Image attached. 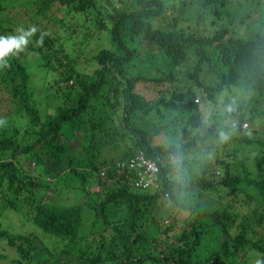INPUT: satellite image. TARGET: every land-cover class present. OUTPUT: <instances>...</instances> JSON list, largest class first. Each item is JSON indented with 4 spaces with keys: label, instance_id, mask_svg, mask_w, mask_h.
Instances as JSON below:
<instances>
[{
    "label": "trees",
    "instance_id": "obj_1",
    "mask_svg": "<svg viewBox=\"0 0 264 264\" xmlns=\"http://www.w3.org/2000/svg\"><path fill=\"white\" fill-rule=\"evenodd\" d=\"M22 1L23 4L18 0H0V15L16 12L12 19L17 17L27 29L29 22L40 26V20L61 24L63 15L66 17L69 12L95 13L99 30L107 29V25L111 27L110 48L87 57L86 51L80 50L81 44H75L69 50L64 49L65 55L60 51L64 58H57V62H51L57 53L50 56L44 50L53 43L45 34L36 29L30 37L36 45L28 43V50L41 58V67L52 72L65 67L63 78L59 77L56 84L74 83L67 87L69 96L62 94L64 104L54 114L42 115L34 106L30 77L20 59L10 56L7 66L0 67L5 78L0 82L8 79L5 88L0 89L10 94L13 105L7 113L0 106V203L7 212L20 211L9 197L29 199L30 206L23 215H29L28 221L44 234L63 242L58 251L46 250L45 256L37 254L33 246L35 235L11 234L0 214V242L5 241L19 255L16 263L236 264L234 260L239 257L242 262L239 264H249L245 259L248 254H255L262 255L258 264H264V139L237 140L239 149H259L254 160L259 173L256 180L232 176L229 164L219 163L225 175L221 187L240 192L247 184L246 199L238 203L240 207L251 203L253 209L242 231L236 228L229 232L239 219L231 204L206 211L205 205L196 201L201 193L191 197L194 201L191 206L178 201V196L187 195L194 187L207 192L216 188V184L202 177L183 185L175 178L176 164L166 165L170 156L177 158L193 146L216 137L214 129L206 127L202 108L218 104L217 97L221 94L229 95L219 102L221 108L227 109L226 117L230 119L225 129L242 134L253 131L256 124L262 123L264 127V111L249 107L245 100L249 97L257 104L258 99H264V34L225 39L228 31L223 20L231 18V9L229 12L221 8L232 0H177L178 5L174 3L177 16L174 13L171 26L163 29L153 24L156 18L163 19L166 11V3L160 0H132L135 6L130 0L132 6L124 0L118 3L110 0L119 4L120 11L115 10L106 22L96 0H35L28 4L32 5L30 10L25 0ZM207 14L214 16L210 25H219L216 30L202 25ZM184 24L187 27L180 29L179 25ZM92 35L89 32L86 37ZM144 51L152 55L144 56ZM83 55L89 65L95 66L87 75L76 70V63ZM191 56L192 71L185 72V79L180 82L177 71L187 65ZM155 59L157 62L153 63ZM52 63L58 66H51ZM207 63L214 69H209ZM206 71L213 73L214 81L203 80ZM237 92L240 98L228 105L226 102ZM8 113L21 115V120L31 124L32 134L24 132V144L17 142L19 130L14 121L8 120ZM162 121L166 124L158 130ZM244 123L248 128L242 130ZM158 134L161 141L154 144L153 137ZM186 134L191 136L189 140ZM70 137L80 143L82 156L88 158L79 160L73 156L69 150ZM231 142L228 139L223 145ZM140 152L159 169L156 179L144 189L135 188L134 172L119 168V164L127 165ZM25 155L38 172L35 178L25 175L18 161ZM86 160L89 164L84 163ZM180 175L183 178V172ZM54 183L76 191L79 199L86 201L65 205L46 202L43 197L39 200L36 192ZM92 187L100 191L97 200L89 196ZM168 199L177 205L176 217L162 228L155 219L147 223L152 211H158L160 203ZM185 212L188 216L182 224L186 227L181 230L178 216ZM190 215L194 216L191 220ZM202 219L210 220L211 226L226 238L211 251L201 242ZM151 226L157 228V233L148 235ZM172 235H177L184 245L174 250L166 246L157 251V245L161 244L158 238L163 237L167 244ZM150 244L152 247L148 248ZM200 246L201 253L208 251L204 260L195 255ZM2 251L6 252L0 244V262L4 260Z\"/></svg>",
    "mask_w": 264,
    "mask_h": 264
},
{
    "label": "rangeland",
    "instance_id": "obj_2",
    "mask_svg": "<svg viewBox=\"0 0 264 264\" xmlns=\"http://www.w3.org/2000/svg\"><path fill=\"white\" fill-rule=\"evenodd\" d=\"M21 4L24 3L22 0H18ZM132 1V0H130ZM163 3H166L165 6V14L163 19L156 18L153 22L155 27H159L163 29L165 26L172 24L173 15L176 14V5H178L177 0H160ZM191 0H187L190 2ZM26 4H33L35 0H25ZM97 7L100 8L101 12L103 13V19L108 21L110 17L118 10L119 4L116 3L120 2V0L110 1V0H96ZM113 2V3H112ZM123 2H128L131 6L135 3L129 0H124ZM115 5V6H114ZM175 6V9H174ZM30 10L32 5L27 6ZM222 10L229 11L231 9V18L223 20V24L227 27L228 34L225 37L227 39L229 36L233 38H253L256 34H264V0H232L231 4H227L226 7H222ZM185 10H188L185 7ZM120 11V8L119 10ZM18 14H22V11H18ZM62 13V11H59ZM17 14L9 13V14H1L0 16V34L2 36H12V35H19L20 29L24 31H28L31 28H35L39 30V33H43L46 35L48 40L52 41V45L44 47V50L50 52V56L52 54H56V56L52 57L51 62H57V58L62 60L64 58L62 51L64 53L65 50H69L75 44H81L80 50H85V54L87 57H93L95 53L99 52L100 50L110 48L109 42V29L111 25H107V29L99 30L98 25L95 22V13L90 14H74L69 12L68 15L64 17L61 24L50 22V21H41L40 26H35L33 22H29V26L27 29L23 28L20 20L12 19L13 15ZM185 15H188L185 11ZM184 15V16H185ZM207 14L204 17L205 21L202 22V25L208 27L209 30H216L218 26H211V20H214V16L211 18ZM177 16V14H176ZM246 17V18H245ZM10 19V20H9ZM222 24V22H219ZM21 24V25H20ZM202 26V27H203ZM180 29H185L186 24L179 25ZM91 32L93 35L87 38V34ZM29 43L35 46L36 44L33 42L32 38H29ZM145 49H150L146 48ZM145 54H150L148 51H144ZM65 55V53H64ZM152 55V54H150ZM87 57L84 55L81 56L77 63H76V70L79 71L81 74L87 75L94 71L95 66L89 65L87 63ZM18 58L21 60V66H23L29 77V87L34 93L32 94V101L34 102V106L39 109L42 115L47 114H54L55 109L64 104V99L62 94H67L68 86L74 84L69 82L68 85H64L60 83L59 85L56 84L58 82L59 77L63 78L65 67L63 69H59L56 72H52L49 69H44L40 65H42V60L39 56L35 53H32L28 50V45L24 48L23 51L17 53L14 56H11V59ZM188 63L184 67H182L179 71H177V77L179 78L180 82L185 79V72L192 71V65H194V58L191 56L188 58ZM156 59L153 63H156ZM207 67L210 69H214L211 63L206 64ZM51 66H58L57 63H52ZM141 66V64H139ZM212 66V67H211ZM206 67V68H207ZM204 79H213L214 75L210 71L205 72L203 75ZM0 79L3 81L5 78L1 76ZM8 79L4 82H0V88L4 89L7 85ZM68 87V88H67ZM0 89V106L2 110L7 113V111L13 106L12 100H10V94L6 93L4 90ZM161 93H165V91H161ZM69 96V95H68ZM228 93L221 94L217 97L218 104L215 106L208 105L207 107H203L202 110L205 113L206 118V127L213 128L216 137L212 140H208L205 144H197L193 146L191 150L184 155H180L179 157H169L166 165H172V163L176 164L175 170V178L181 182L183 185H188L190 181L205 178L208 181H212L213 184H216V188H212L207 192H200L197 188H192L187 195L178 196V201L181 200L182 203H187V205H193L194 201L191 197L201 193L200 197L197 198V202L202 203L204 210L210 211L212 209H223L227 207L228 204L233 205L234 209L233 212L239 216L236 223L229 231L230 233L238 228V230L242 231V226L246 225L248 221V216L250 215L251 210L253 209L252 204L248 203L246 207H240L239 201L245 200L244 193L247 189V184L243 185L240 192H231L228 187H221V181L225 178L224 175V168L219 165L220 162H226L229 164L230 167V174L232 176H240L244 180H256L259 176L258 170L255 165V158L259 155L258 148H250L246 147L249 146L246 144V148L239 149L238 141L245 137H250L252 139H264V127L263 124H256L255 127H252L253 131H246V133H234L228 129H225L224 126L227 125V122L230 121L229 117H226L227 109L221 108V101L226 100ZM241 94L239 92L235 93L226 103L228 105H232L235 103L236 98H240ZM199 99V98H198ZM248 102L249 107H253L257 110L264 111V99H258L259 103H255L253 99L247 97L245 99ZM256 104V105H255ZM4 113V114H5ZM9 116V113L6 115ZM211 117V119H209ZM21 115L13 114L8 117L9 121H14V125L19 130V135L17 137V142L19 141L20 144H24L23 141L24 132H27L30 136L32 134V126L29 124L26 119L21 120ZM24 118V117H23ZM264 119V115H263ZM217 120H221L220 122H215ZM161 126L159 129L164 128V121H162ZM219 123V124H218ZM250 129V126H249ZM248 129V130H249ZM121 132L122 129H120ZM124 133V132H123ZM187 135V134H186ZM188 136V135H187ZM32 138V137H31ZM162 136L158 134L157 136L153 137L154 144L159 143L161 141ZM188 140L191 136L187 137ZM231 139V143L227 145H223V143ZM186 142V141H185ZM78 148V149H77ZM83 147H81L80 143L73 142L70 137V147L69 150L73 154L74 157H77L79 160L83 158H88L86 155L85 157L82 156ZM21 167L24 170L25 175H29L30 177H37V173L34 170V166L28 160V155L23 156L22 158L19 157L18 159ZM178 162V163H177ZM85 164H89L88 160L84 162ZM31 167V168H30ZM183 172V178L180 173ZM216 172V173H215ZM218 172V173H217ZM61 183H54L52 186H49L47 189H41L36 192L38 199L40 200L43 197V200L46 202L52 203H59V204H82L83 201L79 199L77 196V192L74 190H63ZM90 197L91 200H97L98 196L100 195V191L98 187H92L90 189ZM66 191V192H65ZM99 194V195H98ZM15 201L16 208L20 211H13L4 209L2 204L0 203V214H2L1 218L3 219L4 226L7 230L10 231L11 234L15 235H23L29 236L34 234L35 241L33 242V246L37 249L36 253L40 255H47L46 250H50L52 253L54 251H58L63 242L60 239L52 238L44 234L39 228L33 225L30 221H28L29 215L25 214L24 211L30 206V200L25 197H21L20 199H14L12 196L9 197ZM89 199V198H87ZM29 202V203H28ZM236 205V207H235ZM213 206V208H211ZM236 208V209H235ZM177 209V205L171 202L169 199L164 202L160 203V209L158 211L153 210L151 213V217L149 216L147 223L151 222V219H155L160 224L161 228L166 226L169 222L172 221L174 217H176L175 210ZM188 216V213H181L178 216L179 221V228L182 230L186 226L182 224V221ZM188 219L191 220L194 216L190 215ZM251 218V216H249ZM163 220V221H162ZM252 219L251 221H253ZM166 221V223H164ZM188 222V221H187ZM186 222V223H187ZM203 233L201 234V242L202 245L207 248V250L211 251L216 246L221 245L226 238L218 232L216 228L211 226V221L207 219H202ZM157 227V226H155ZM148 235L152 234L153 232L157 233V228H153L151 226L150 230H148ZM86 233V232H85ZM90 234V233H87ZM160 238V237H159ZM158 238V242L161 243L157 245V251L162 250L166 246L170 247L171 249H177L180 245H184L183 242L180 240L178 241L177 235L171 236L167 239V244L162 239ZM178 241V244H177ZM1 247L6 250V252L2 251L4 255V260L0 262V264H17L15 260L19 258V255L15 252L13 248H10L5 241L0 242ZM129 246L132 245L131 242L128 244ZM188 245V244H187ZM201 245V246H202ZM7 246V248H6ZM198 251L195 252L201 260H204L207 256L204 257L205 254H208L207 250H204L203 253L200 252V248ZM152 244L149 245L148 248H151ZM258 254V253H256ZM195 255L193 259H195ZM245 255V254H244ZM255 254H248L247 260L249 264H258V259L260 260V256L262 255H255ZM41 257V259L44 258ZM243 256V255H242ZM257 256V257H256ZM241 257V256H240ZM236 264L242 263L241 258L237 257L235 260Z\"/></svg>",
    "mask_w": 264,
    "mask_h": 264
},
{
    "label": "built area",
    "instance_id": "obj_3",
    "mask_svg": "<svg viewBox=\"0 0 264 264\" xmlns=\"http://www.w3.org/2000/svg\"><path fill=\"white\" fill-rule=\"evenodd\" d=\"M247 128L248 125L246 123L241 125L242 130ZM119 168L130 170L136 174V179L133 184L138 189L149 187L152 180L154 181L159 173L158 166L149 161L144 153L141 152L135 155L134 159L129 161L127 165L119 164ZM101 176H103V173Z\"/></svg>",
    "mask_w": 264,
    "mask_h": 264
},
{
    "label": "clouds",
    "instance_id": "obj_4",
    "mask_svg": "<svg viewBox=\"0 0 264 264\" xmlns=\"http://www.w3.org/2000/svg\"><path fill=\"white\" fill-rule=\"evenodd\" d=\"M19 31V35L0 36V67L7 66L8 57L24 50L29 43V38L36 32V29L31 28L28 31L20 29Z\"/></svg>",
    "mask_w": 264,
    "mask_h": 264
},
{
    "label": "bare ground",
    "instance_id": "obj_5",
    "mask_svg": "<svg viewBox=\"0 0 264 264\" xmlns=\"http://www.w3.org/2000/svg\"><path fill=\"white\" fill-rule=\"evenodd\" d=\"M18 135V134H17ZM178 163V162H177ZM10 164V163H9ZM88 178V177H87Z\"/></svg>",
    "mask_w": 264,
    "mask_h": 264
}]
</instances>
